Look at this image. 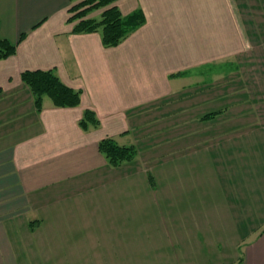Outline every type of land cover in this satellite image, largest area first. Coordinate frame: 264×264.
Segmentation results:
<instances>
[{
	"label": "crops",
	"instance_id": "1",
	"mask_svg": "<svg viewBox=\"0 0 264 264\" xmlns=\"http://www.w3.org/2000/svg\"><path fill=\"white\" fill-rule=\"evenodd\" d=\"M75 3L0 0V40L17 46L0 60V264H264V18L253 36L248 0H118L146 22L105 47L101 32L72 33ZM230 57L246 63L255 103H223L232 88L203 113L184 82ZM38 69L80 90V105L45 96L38 112L21 77ZM86 110L98 127L80 126ZM105 138L136 156L112 166ZM150 138L182 166L151 165ZM187 151L201 166H183Z\"/></svg>",
	"mask_w": 264,
	"mask_h": 264
},
{
	"label": "trees",
	"instance_id": "2",
	"mask_svg": "<svg viewBox=\"0 0 264 264\" xmlns=\"http://www.w3.org/2000/svg\"><path fill=\"white\" fill-rule=\"evenodd\" d=\"M116 1L118 0H81L75 3L69 10L72 15L68 18V22L75 23L72 33L101 32L105 47L118 46L146 22V17L141 10L124 16L116 5ZM98 9H103L99 20L87 18L90 12ZM25 37V34L22 35L21 40ZM16 51V45H12L7 40H0V60L9 58L16 54ZM21 77L34 96L38 112L42 110L45 96L49 97L56 107H76L81 103L82 92L63 83L53 69L27 70ZM99 124L100 121L92 110H86L80 120V126L84 130L91 126L98 127ZM99 150L112 166H120L124 162L131 161L137 154L135 146H120L112 138L101 140Z\"/></svg>",
	"mask_w": 264,
	"mask_h": 264
},
{
	"label": "rangeland",
	"instance_id": "3",
	"mask_svg": "<svg viewBox=\"0 0 264 264\" xmlns=\"http://www.w3.org/2000/svg\"><path fill=\"white\" fill-rule=\"evenodd\" d=\"M80 1L81 0H76V3L80 2ZM248 1L250 2L249 3L250 6L248 8L245 7L244 10H249L250 14L246 13L244 18L246 19L247 17H249V19L252 21L251 22V29H252V34L254 36L255 34H257V30L259 27V23H258L259 21H258V18L256 16H259V17L261 16L260 17L261 19H259V20L262 21L264 18V16H263L264 15V9L262 7H255L254 8L251 5V2H255L256 0H248ZM257 2H258V0H257ZM246 25H247V23H245V26ZM247 29H249V28H247ZM240 34L245 36V39H246V37H248L247 31L246 32L241 31ZM251 38L253 39L252 36H251ZM249 43H251V45H252L253 40L249 41ZM236 45L237 44L235 43V46ZM249 50L254 51L255 47L252 45V47L249 48ZM236 58L230 57L228 59V61H224L223 63H219V62L209 63L210 65H208V66H206V64H203L200 68H197L195 70H191L190 74H192V75L194 73L199 75L202 73L205 74V73L209 72L207 74V76L205 75V77H199L196 79L194 78V79H190V81L186 80L184 82L185 86H188V87L191 86L193 88H196V91L198 92V94L195 96V98H197L199 103H200V98H201L203 103L201 104L200 108H203V113H204L205 108L208 107V105L212 101L213 102H219L220 101L222 103L221 98H220V100H218V97H219L218 93H219V95H221L222 92H224L225 94L227 92L229 93L228 90L232 89V88L235 89V94L232 96H228V97L225 96L226 99L223 100V103L229 102L230 100H233V99L239 100V102H242V104H244V103L245 104L255 103V102H253L254 101L253 96L246 94L245 93L246 90H244L246 85H247V89L250 86V82H248V80H247V76H248L247 74L248 73L245 72L246 63L244 64L241 61V59H239L238 57H236ZM254 66H258V64H251V70L254 68ZM257 76H258V74H257ZM180 84L181 83H178L177 87H180ZM217 84H218V86H216ZM229 84H230V86H229ZM226 85H227V87L225 88ZM183 86H181V87H183ZM209 86L212 88L210 89ZM223 88H225V89H223ZM216 95H217V97L214 98ZM211 96H212V101L210 100ZM192 98H194V97H192ZM261 99H262L261 100L262 103H264V96H261ZM200 113H201L200 111H197L196 115L198 116ZM184 114L186 115V118H190V117L194 118L195 112L193 110L186 109L184 112H182V115H184ZM152 130H153V128L150 129V134L155 133L157 131L159 133L158 137H162L160 127H156L153 131ZM176 131H177V129L172 127L169 132H170V134H173ZM163 137H164V133H163ZM151 139L152 138H150L151 158L156 156V155L159 156V158H155V159H152L150 161L151 165L155 166L156 169H162L163 167H168L170 169L178 170L180 168V166H182V161H181V158H179V152L177 151V148H175V149L171 148V151L169 150L165 154L163 144L160 141L151 142ZM130 143H133V141L131 140ZM168 145H170V144H168ZM173 146L174 145H172V147ZM165 155H167V156L165 157ZM195 155L196 154H189V151H187V153L183 156V166L187 167V168H194L195 166H201L199 164V161L196 160ZM196 157L198 158V155H196ZM213 166H215L214 163H212L208 167H213ZM160 177L162 178V175ZM172 180L177 182L178 181V175L172 176Z\"/></svg>",
	"mask_w": 264,
	"mask_h": 264
}]
</instances>
